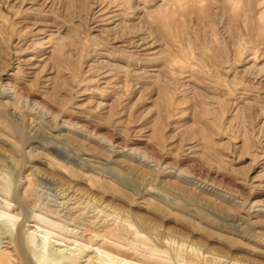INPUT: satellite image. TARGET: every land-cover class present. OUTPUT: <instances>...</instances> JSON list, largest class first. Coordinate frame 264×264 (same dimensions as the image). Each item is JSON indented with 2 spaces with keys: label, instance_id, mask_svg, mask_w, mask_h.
Returning <instances> with one entry per match:
<instances>
[{
  "label": "rangeland",
  "instance_id": "1",
  "mask_svg": "<svg viewBox=\"0 0 264 264\" xmlns=\"http://www.w3.org/2000/svg\"><path fill=\"white\" fill-rule=\"evenodd\" d=\"M0 213V264H264V0H0Z\"/></svg>",
  "mask_w": 264,
  "mask_h": 264
},
{
  "label": "bare ground",
  "instance_id": "2",
  "mask_svg": "<svg viewBox=\"0 0 264 264\" xmlns=\"http://www.w3.org/2000/svg\"><path fill=\"white\" fill-rule=\"evenodd\" d=\"M0 216H2V214L0 213ZM3 218H5V217H3ZM9 219V218H8ZM2 220V219H1ZM35 230L36 229H33V230H31L29 233H28V235H27V239H28V242L29 243H31V244H33V239H34V235H36V234H34V232H35ZM117 234V233H116ZM26 235V234H25ZM92 235V234H91ZM96 236V235H95ZM113 236H114V234H113ZM98 237V236H97ZM102 237V247L101 248H103L102 250L103 251H101V255L100 256H96L97 258H96V262L95 261H93V258H91V257H89V259L87 260L88 262H87V264H128V262L129 261H127V260H125L124 258H121V257H119V256H116L114 253H117L116 251L117 250H115V247L114 246H116V245H114L113 246V244L111 245V240L108 238V237H111L110 236V234L108 235L107 233H105L103 236H101ZM35 238H36V236H35ZM42 238V240L41 241H43V246L40 248V246L38 247V246H36V247H38L37 249H34L31 245V247L33 248L32 250L33 251H35V253L37 254L38 253V255L39 254H44V250H45V247L46 246H48V244H54L55 243V245H60L59 243H57V242H55V241H52V237H50V236H47L46 234L43 236V237H41ZM99 238V237H98ZM86 239V238H85ZM99 240V239H98ZM95 241V240H94ZM113 243V242H112ZM115 243V242H114ZM77 244V243H76ZM62 245V244H61ZM63 246V245H62ZM98 248V247H97ZM83 250V249H82ZM30 251V250H29ZM122 251V250H121ZM59 253H61V250H59L58 251ZM5 253V252H4ZM121 253V252H120ZM76 254V253H75ZM123 254V253H122ZM59 256V255H58ZM62 256V255H61ZM60 256V257H61ZM59 257V258H60ZM83 257V256H82ZM56 258V257H55ZM58 258V257H57ZM41 260V259H40ZM60 260V259H59ZM37 262H39V261H37ZM72 262V261H71ZM152 262V261H151ZM41 263V262H40ZM130 263V262H129ZM85 264H86V262H85ZM149 264V263H148Z\"/></svg>",
  "mask_w": 264,
  "mask_h": 264
}]
</instances>
